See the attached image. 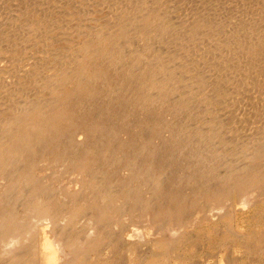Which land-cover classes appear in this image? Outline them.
<instances>
[{
    "label": "rangeland",
    "instance_id": "rangeland-1",
    "mask_svg": "<svg viewBox=\"0 0 264 264\" xmlns=\"http://www.w3.org/2000/svg\"><path fill=\"white\" fill-rule=\"evenodd\" d=\"M123 1L124 0H0V78L4 81L6 80L4 83V81H1L0 79V86L2 84L4 86L8 84L4 87V89L2 85L0 89V129L5 126V119L14 113V107H18L17 109H20L21 107L23 108V106L25 105L24 102L27 101L26 99H32V97L36 98L38 97L37 95H39V97H43V95L45 96L46 92L50 90H47V83H49L48 81H50L52 77L59 75L58 72L60 70L58 69H60L62 66H68L69 64H72V61L74 60L73 57L76 61L78 60L79 62L84 60L87 69L92 64H94V66L96 67L97 62L99 61V64L104 66L105 69L112 68L117 72L120 71L121 77L118 79L116 84H112L111 86L106 88L104 96L107 97H102L101 100L90 99V97H88L82 102L85 108L90 109L94 113L93 118L95 122H99V119L106 118V123L102 125L96 124V134H98L97 142L93 137H90L88 139L89 142H96L97 144L104 145L107 141L114 146L120 143H126L128 147V145L131 144V141H133L132 145L134 147L136 145H140L141 139H138V137H141V135L146 132L145 134L148 137L145 134L144 135L147 139L150 138L149 134H151L152 136V133L149 132L150 130L146 129L141 133V130L136 127L135 132L130 133V131L124 129L127 126L133 128L138 121L142 120L147 115L150 116L154 112L161 113L162 117H164V120L169 124L168 128L172 129V132H167L165 130L166 127H163L160 130L157 129L159 127L158 124L156 126L153 124V122L149 124L153 128V130L156 129L155 134L158 135L159 132L162 131V135H159V137H151V146L148 144L145 147H152L154 152H169V158L167 159V168L164 172L158 171L159 173L153 175V179H157V185H152V183H150L151 179L149 177H147V180L141 179L140 181H138V183H134L132 180H128L129 182L126 183V188L124 187L126 191H129L132 188L136 189V187L139 186V196H142L145 199L146 197L151 199L158 197V201H167V196H164V193L163 195H161V189L163 188L164 190L165 186L175 184L177 186L179 185L180 194L188 197L189 199H192L191 202H196V207L194 208L195 210H202L203 207L207 206L208 203V207L218 206V201L215 202L211 198L206 197L203 192L206 190V188H213L216 184L219 186L221 184V181L225 177L230 176V173H232L234 170L236 171L238 167L243 166L245 164L243 162L245 161L247 155H249V152L252 153V145H255V140L258 136H261V132H264V63L257 66L255 63L251 64L248 66V68L244 69V71L248 69L249 72L246 71L243 74L237 73V75L236 66L238 65L239 68L238 60L227 58L228 56L226 55L224 57L222 55L221 57L220 55H214V53L209 51L205 52V50L201 49L200 47L196 48V50H187V57L183 53L179 52V45L175 44L177 39L175 35L172 36V33H174V31H176L177 29L176 27H178L176 24L177 20L179 18H189L192 13L197 14V16L200 18L204 17L207 20L209 19L210 22L222 20L223 22L221 21V23L223 24H230V22L232 24V22L236 21L237 18H241V16L238 15H242V17H251L250 19L252 20L253 18V20L255 21L257 20V18L254 19L253 16L255 15V13L253 12L259 13H256L255 16L257 17L261 15L264 16L263 14H261L264 12V0ZM142 2H145L146 6H148V4L152 5V7L150 8L161 7L163 10L167 11V15H169L166 16V19L168 21L165 23L167 25V30L170 33L166 34V37H162L160 34H158L157 31H150L148 34L146 33L147 36L143 37L140 35L139 31H136L139 26H136V28L132 26L134 22L131 20H133L134 18H131L129 16L136 14L139 8L137 5H141ZM127 3H129L130 5H128ZM132 6H135V9L131 11V9L133 8ZM127 9L130 11V13H128ZM194 9L196 11H193ZM191 10L192 12H190ZM234 13L236 15L238 13V15L236 16ZM202 14L205 16H203ZM117 15L119 17L121 16L120 18H117L122 19V23L117 29H113L111 27L112 23L110 22L113 18L116 19L115 17ZM127 16L128 18H126ZM226 19L229 20V23L226 22L228 21ZM224 20L226 21L224 22ZM219 21H217L218 24ZM39 23H42L39 30L40 33L37 30L32 31L31 26L33 27L36 25L37 27V25H40ZM87 24L89 26L91 25L92 28L88 27ZM98 24H105L103 26H105V29L108 28L107 31H111L113 29L109 34V37H113V39H110V41L108 42H105V40H103V42H105L103 43V45L109 47L111 53H108L106 50L103 52H96L91 47L92 41L89 39H92L90 37L95 33L94 26H96L97 28ZM29 29H31V31ZM89 29L92 30V33L89 31ZM82 30L84 31V34ZM26 31L28 32L27 34ZM34 32L35 34H33ZM85 32H90V34L88 33L86 35ZM30 37L31 40H29ZM18 38L20 39L18 40ZM27 38L29 40L28 43H26V41H28ZM22 40H24L25 42ZM136 40L137 42H135ZM173 41L175 42L173 43ZM20 42H22L23 44H21ZM89 44H91L90 48L88 47ZM85 45L88 47V49ZM160 45H163V47H161ZM84 46L85 48L83 49ZM171 46H173V49L171 48ZM162 49L165 50L163 51ZM86 50L89 51L87 52ZM143 50H146L145 54L142 55L138 53L139 51ZM78 51L81 56L80 54L78 56ZM192 51L194 52V54L192 53ZM177 52L179 53L178 55L176 54ZM202 52L207 55L204 54L203 56ZM69 54L71 55L69 56ZM169 54L170 56H167ZM212 54L215 57H213V59H216L214 63ZM71 57L72 61L70 59ZM175 59L178 61L176 62ZM64 60L69 63L67 64L66 62H64ZM222 60H225V63L222 62ZM158 61H161L160 65L156 64ZM220 62H222L223 66L225 64L229 65V63L230 65H232L231 63H233L234 66L231 67L230 71L228 70L230 74H233L232 77L229 73L227 74V72L226 77L224 76L225 73H223L224 75L221 76V73L225 72V70L221 71V73L218 71L221 70L220 67L223 68L222 66H220L222 65ZM60 63L65 64L62 65ZM162 63L163 66L164 64L165 66H167L166 64H168L172 72V67L175 69L177 65H182L181 68H178L179 73L176 74V84L174 85V87L176 88L175 91L169 93L164 97L166 101L163 104L162 101H155L150 104L151 101L148 100V98H150L149 93L153 92V88H155L151 86V76L154 74H157L158 76H160L162 73L164 74V72L160 71L158 68L159 66H162ZM200 63L203 64L201 65ZM216 64L219 65L216 66ZM48 66L52 69H50ZM192 66H194V70L191 69ZM261 66L263 68H260ZM251 67L253 69H251ZM256 67L259 68L257 69L258 71L256 70ZM25 68L33 73L27 71ZM16 69L20 70L16 71ZM13 70L16 71V74L18 76L13 75L15 73V71ZM217 71L218 73H220L218 76L217 74H215ZM257 73L262 74L259 75ZM188 74L191 75V77H189ZM177 75L179 77H177ZM209 75H211V77ZM1 76H3V78ZM11 76L13 78H11ZM146 78H149L150 80L148 82H145ZM221 78H223V80H220ZM8 80L14 81L15 84L13 82H10L11 84L8 83ZM222 81H224L225 83ZM142 82L149 85H145L144 87L138 89V86L142 84ZM171 82H173L172 84H174V81H170V83ZM191 84L193 86H189ZM256 84H259L260 86H257ZM9 86H11L12 89L10 88L9 90ZM20 86H22V89ZM24 86L25 88L27 86L29 88L24 89ZM17 87L20 90H18ZM191 87H193L191 91H188L187 88ZM176 89L178 90L176 91ZM10 91L13 92L11 95ZM120 95H124L125 97L130 96V99H128V101L126 102L127 104L118 105L112 111L113 113L108 115H106V113L100 112L96 114V112L101 107H103V109L105 110L104 105L107 106L109 100L117 99ZM183 97H185L187 101L185 100L183 102H178V98ZM91 100L95 101L92 102ZM152 108L156 111L151 110ZM1 124H3V126H1ZM253 131H255L256 133ZM253 136H257L256 139L255 137L253 138ZM250 140L252 143H250ZM257 140H259V138ZM137 141L138 143H136ZM132 149L136 151L135 148L132 147ZM130 151V148L127 150H120L119 146H117L114 152L116 166H121L122 162L124 161L123 157ZM143 154L148 153L143 152ZM240 164L241 166H239ZM11 167L12 166L9 165L8 170L11 171ZM45 169L44 172L40 173V175L46 176L43 178V181L46 182L45 184L48 187V193L50 194L51 199L57 202H61V204L64 203L68 207L77 203L80 200L81 196L86 198L91 196L93 190H95L98 186V183L96 182H98L99 179H102V177L103 181H101L102 183L100 185L104 183L108 187L111 185L110 188L115 189L116 185L120 188H123V185H121L119 181H106V176L104 175L106 174V171L103 168L97 169L92 173L85 172L80 173L79 175L77 172L68 170L67 167L62 163L50 162L46 165ZM200 171L202 174V171H206L205 174L209 173V178L206 179L205 177H200ZM193 173L197 175L198 183L190 182L191 178H188V175H192ZM213 175L214 177H216L215 179ZM37 176L35 177V180L38 179ZM199 182H202L203 186L200 185ZM112 185H114V187ZM153 186H156V188H158L156 193L152 192ZM149 187H152L151 192H146L147 189H150ZM3 190H5V187L0 185V191L3 192H1L2 195H4ZM76 193L77 195H75ZM237 196L238 195H234V193H231L229 196L227 195V197H225L226 199L224 198L222 200V207L220 209H222L223 211V217L215 219V221H213L211 217H201L199 220H196L195 213L197 211H195L192 214V217L187 219V221L182 223L176 222L174 226L177 229L183 228L184 231L180 234L179 237L175 239L169 238V231H171V226H169L167 222L162 226V220L152 221L151 218L146 214V211L144 209H141V200L137 203L138 209H133L135 205L134 201L116 197L111 201L112 203L110 202V207L108 206V204L107 206L109 208L121 207L122 212L119 211L118 214L112 213L109 216V219L106 218L108 219L107 222H110H108L109 224L104 230V232L108 236V238H105L104 241L106 240L105 244H108L111 237L116 238L118 240L117 242L119 245V249L114 251V249L112 250L111 248H105V251L109 250V255L106 256L105 252L101 253L99 257L96 254H92L91 256H89V261L92 262L91 264H129L127 250L134 249L136 256V263L134 262V264H139L140 259L147 256L146 254L154 251L153 246H155L156 244H159L160 246L167 240H178V242L174 246H172L173 251L170 252V255L171 257H173V259H163V261H166L164 263L174 264L175 262V264H208L209 260H216L220 253H225V264H264V188L263 190H261V195L257 200H255V202L249 201L248 197H245V195L243 194L241 195L242 197H240V195L238 197ZM11 197L12 196L9 197L10 200L6 199L9 200V203L8 201L6 202L5 200H1L2 203L0 202V208L6 207V205H13L18 201L19 204L16 205L18 206V209L20 208L18 216L19 220L21 222L23 220V224H25V222L27 223L25 224L27 229H33L35 227L36 228L33 231L30 230L31 232H28L29 230H26L28 232L27 235V232L22 233V231H17L14 234L15 236H10L8 240L10 239L11 242L13 241L17 245L16 242H18L19 240V242H21L23 241L22 239H26L24 240V244H29V246H31V250H35L37 248L35 250V252L38 251L37 254L41 253V251H43V244L45 242L41 244L43 240H41L40 243L39 239L36 240L37 238L35 239L34 237L37 236L35 235L36 233L39 236V231L45 230L44 228L45 226L47 227L48 219L43 218L34 210L36 205L32 202L29 206L23 207V202H25L26 199L20 197L19 194H15L12 199ZM80 208L81 209L78 210L79 214L77 215V220H74L73 224H71V227L73 228L71 230L74 231L73 233H77L78 230L79 233L82 232L81 234H83L85 231L83 228L87 230L91 225H93L92 222L94 215L92 214V212H88L83 206H80ZM194 209L192 211H194ZM69 214L70 213H66V215L63 214V217L66 218ZM40 222H42L43 226L40 225ZM35 223L36 225H39L38 227L42 228H38ZM114 224L119 225L118 231L113 229ZM240 224L244 227H242ZM133 225H135L136 227L147 226L149 228L155 229V232L160 233L161 235L158 239L154 238L151 242H146L144 244H130L129 242L125 241L123 237L124 233L128 232L130 227ZM239 228L242 230L245 228L246 230L244 229V232L247 231L249 235L253 233L255 237L253 239L254 241L248 240L247 243L246 238H238L240 237L239 235H237L238 231L240 232ZM36 229L39 231H37ZM162 229L164 231L161 232L160 230ZM90 230L93 229L91 228ZM233 230L236 232H234ZM256 231L258 232V235H256ZM232 232L233 234H231ZM259 232L260 234H263L260 235ZM20 235L22 239H20ZM257 236L259 238H257ZM260 237L262 238V240ZM56 238H59V236L53 237V240L55 239L56 241L54 242V247L47 249L49 253H51L52 249H58L60 246H62L61 242L59 243ZM256 238L260 240L259 244H257L258 242L256 243V241H258ZM1 242L0 253L1 256H3V251H5L6 247L5 241L4 243L2 242L3 244ZM56 242L57 244H55ZM249 242H251L252 244H249ZM253 242L256 243L255 245H259L258 247H262L263 250L261 248H256V246L253 245ZM31 243H33V245ZM244 245H246V248L244 247ZM74 246L76 247L75 249H78L79 247L82 248V250L84 249L83 247H81L83 246L82 243H75ZM182 253L184 254V256ZM1 256L0 260H3L4 258L2 259ZM39 257L41 256L38 254V259L37 257L35 258L39 261L38 262L36 260L38 263L45 261L43 259H47V255L46 257L40 258V260L42 261L39 260ZM178 257L180 260L176 259ZM101 260L103 261L98 262ZM183 260L186 261L182 263ZM87 261L88 260H86V263ZM57 262L59 263V261ZM46 263L48 262L46 261L45 264ZM54 263L50 262L48 264ZM88 264H90V262Z\"/></svg>",
    "mask_w": 264,
    "mask_h": 264
},
{
    "label": "bare ground",
    "instance_id": "bare-ground-1",
    "mask_svg": "<svg viewBox=\"0 0 264 264\" xmlns=\"http://www.w3.org/2000/svg\"><path fill=\"white\" fill-rule=\"evenodd\" d=\"M128 1L129 0H127V2ZM132 3H134V2H132ZM199 3H200V1H199ZM127 4L130 5L129 3H127ZM262 4H263V2H262ZM124 6H122V7H124ZM137 6L139 8H138L136 14H134L135 16L134 15H130V16L128 15V16L131 18H134L133 20H131L134 22V24L132 26L134 28H136V26L137 27L139 26L136 29V31H139L141 36H143V37L147 36V34L150 31H157L158 34H160L162 37H166V34L170 33L167 30V25L165 23L168 21L166 19V16L169 15V14L167 15L166 10H163L161 7L157 8L155 6H154L155 8H150V7H152V5L148 4V6H146L145 2H142L141 5H137ZM120 7H118V8H120ZM134 7L131 9V11L133 9H135ZM15 11H17V10H15ZM127 11H128V13H130V11L128 9H127ZM193 11H196V10L194 9ZM190 12H192V10ZM253 13H255V15H256V13L259 14L258 12H253ZM261 14L264 15V12ZM20 15H19V17H20ZM237 15H238V13H237ZM255 15L253 16L254 19L257 18V20H255V21L253 20V18L251 20L250 19L251 17H247V16L242 17V15H238V16H241V18L240 17L237 18V20L233 21L232 24H231V22H230V24H223V23H221L222 20L221 21L217 20V21H219V24L217 23V21L210 22L209 19L207 20L204 17L200 18L195 13H192L189 18L180 19L178 16L179 19L177 20V23H176L178 27L175 26L178 30L176 29V31H174V33H172V36L175 35L177 41L176 42L173 41V43L175 42V44L179 45L178 46V49H180L179 52L183 53L184 55H186L188 53L187 50L188 51L191 49L196 50V48L200 47L201 49L205 50V52L209 51V52L214 53V55L217 54V55H220L221 57H222V55H223V57L226 55V56H228L227 58H232L233 60H238L239 61V68H238V65L235 64V65H237L236 66V68H237L236 74L237 73L243 74L246 71H248V69H246V71H244V69L248 68L249 65L255 63L257 66V65H262L264 63V16L261 15V16L257 17ZM128 16L126 18H128ZM203 16H205V15H203ZM117 17H119V16L117 15L115 17L116 19L113 18L110 22V23H112L111 27L113 29H117L122 23V19H119L121 16L119 18H117ZM16 19H17V16H16ZM228 19H226V20H228ZM226 20H224V22ZM137 22H138V24H137ZM226 22L229 23V20ZM129 23H132V22H129ZM39 24L40 25H37V27H36V25L33 27L31 26L32 31L37 30L39 32L42 23H39ZM107 24H108V22H107ZM103 25H105V24H103ZM103 25L98 24L97 28H96V26H94L95 33L90 37L92 39H89L92 41V45L89 44L88 47L90 48V45H91V47L96 52L97 51L103 52L106 50L108 53H111V51L109 50V47L103 45V43L110 41V39H113V37H109V34L113 29L111 31H107L108 28L105 29V26H103ZM21 27H23V26H21ZM88 27L92 28L91 25L90 26L88 25ZM133 27H131V28H133ZM31 29H29V30L31 31ZM129 30H131V29H129ZM89 31L91 32L92 30L89 29ZM90 32H87V33L85 32V33L87 35L88 33L90 34ZM107 32H109V33H107ZM27 33L28 32L26 31V34ZM80 33H81V30H80ZM21 34H22V32H21ZM33 34H35V32ZM83 34H84V31H83ZM11 35H13V34H11ZM80 35H82V34H80ZM80 35H78V36H80ZM132 36H133V34H132ZM19 39L20 38H18V40ZM54 39H56V38H54ZM27 40H28V38H27ZM29 40H31V37ZM29 40L26 41V43H28ZM103 40H105V42H103ZM22 41H24V40H22ZM39 42H40V40H39ZM135 42H137V40ZM20 43L23 44L22 42H20ZM16 44H18V43H16ZM29 46H31V45H29ZM85 46L83 47V49L85 48ZM88 47H87V49H88ZM161 47H163V45ZM172 47L173 46H171V48ZM172 49H171V51H172ZM175 49H176V47H175ZM75 50H77V49H75ZM162 50L164 51L165 49H162ZM145 52H146V50H143V51H139L138 53L143 55V54H145ZM192 53L194 54L193 51H192ZM77 54L79 56V54H80L79 51L77 52ZM176 54L178 55L179 53L177 52ZM195 54H197V53H195ZM204 54L205 53L202 52L203 56H204ZM70 55L71 54H69V56ZM205 55H207V54H205ZM80 56H81V54H80ZM167 56H170V54ZM220 56H218V57H220ZM38 57H40V56H38ZM213 57L214 56L212 54V59H213ZM70 59L72 61V57ZM73 59L74 60L72 61L73 62L72 64H69L68 66H62L60 69H58V70H60L58 72L59 75L52 77L50 79V81H48L49 83H47V90L48 89H50V90L46 92L45 96L43 95V97H39V95H37L38 97H36V98L32 97V99L29 97L30 99H26L28 102L27 101L24 102L25 105L23 106V108L21 107L20 109H17L18 107L17 108L14 107V109H13V110H15V111H13L14 113L11 116L8 115L9 117H7L5 119V121H6L5 126L0 129V185L5 187V190H3L5 196L2 195L3 192L0 191V202H1V200L2 201L5 200L6 202L8 201V203H9V200H10L9 197L10 196L13 197L15 194H19L20 197H23L26 199L25 202H23V207L29 206L32 202L36 205L34 210L37 213H39L43 218L48 219L47 227L45 226V228H44L45 230L39 231L36 229L37 231L40 232L39 236L35 231V233H36L35 235H37V236H35L34 238L35 239L37 238L36 240L39 239V242L41 240H43L42 243L40 242L41 244H43L45 242L43 244L44 246L42 245L43 251H41V253H38V254L42 258L46 257V255H47V257H46L47 259H43L45 261L40 260L41 257H39V260L42 262L38 263L39 262L37 260L38 259V254H37L38 251L35 252V250L37 248L35 250H31V248H30L31 246H29V244L28 245H27V243L24 244V240H26V239H22L21 235H20V239H22L23 241L19 242L20 241L19 240L18 242H16L17 245L15 244V242H13V241L11 242L10 239L8 240V238L10 236L14 235L17 231H20V232L22 231V233H24V232H27L26 230H29L28 232H31L30 230L33 231V230H35L36 227L35 228L32 227L33 229H31V228L27 229L25 226V224H27V223L25 222V224H23L24 221L22 220V222H21L19 220L18 216H19V209L20 208L18 209V206L16 205V204H19L18 201H17V203H14L13 205L9 204L10 206L6 205V207L0 208V239L3 243L5 241V247H6L5 251H3L4 249L2 250L4 252V255L2 252V255L4 257L1 256V253H0L1 258L2 259L4 258L3 260H0V264H45L46 261L48 263H50V262L54 263L55 262L54 264L58 263L57 261H59L58 264H88L89 262L91 264L92 262L89 261V256H91L92 254H96L99 257L101 253L106 252L105 248H111L112 250L114 249V251L118 250L119 245L117 242L118 240L116 238L111 237L108 244H105L106 240L104 241L105 238H108V236L106 235L104 230L108 226V224H109L108 222H110V221L107 222V220L110 218L109 216L112 213L118 214L119 211H121V209H122L121 207L109 208L110 202L112 200H114L116 197L134 201L135 205H134L133 209H138L137 203H138V201L140 202V200H141V205H142L141 209H144L146 211V214L151 218V220L152 221L162 220V226L165 225V223L167 222V224L169 226H171L170 230H172V228H176L174 226V224L176 222L182 223V222L187 221V219L192 217V214L195 211H197V209L196 210L194 209L196 207V205H195L196 202H193V201L191 202L192 199H189L188 197L180 194L179 185L177 186L175 184H170V185L165 186L164 190H163V188L161 189V191H162L161 195H163V193H164V196L166 195L168 198L167 201L166 200L158 201V197H156V196H155L156 198H152V199L147 198V197L145 199L142 196H139V194H138L139 186L136 187V189L132 188L131 190L126 191L125 188H126V183L129 182L128 180H132L134 183H138V181H140L141 179L147 180V177H149L151 179L150 183H152V185L153 184L157 185L156 184L157 179L154 180L153 175L154 174L156 175V173H159V172H164L165 169L167 168V165H168L167 159L169 158V152H162V153H161V151L160 152L159 151L154 152L152 147H148L149 149L145 147L146 145L151 144V141H150L151 137H153V136L159 137V135H162V131L159 132L158 135L155 134L156 129L153 130V128L149 124L152 122L155 126L158 124L159 127L157 129H160V130L163 127L164 128L166 127L165 130L167 132L168 131L172 132V129L168 128L169 124L164 120V117H162L161 113H159V112H154L150 116H148V115L145 116L142 120L138 121L137 124L133 128H131L129 126H127L125 129L123 128L124 130L130 131V133L135 132L136 127L141 130V133L144 132V130L149 129L150 130L149 132L152 133V136H151V134H149L150 138L147 139L146 138L147 135L145 134L146 132L143 133L141 135V137H138V139H141V144L136 145L135 147L132 145L133 141H131V144L128 145V147L130 148L131 151L129 153L125 154V156L123 157L124 161L122 162L121 166H119V167L116 166L115 156H114L115 149L117 148V146H119L120 150H127V149H129L127 147V144L126 143H120V144H117L114 146L110 142H107L106 140H105L106 143L104 145L97 144L96 142L98 139V134H96V130H97L96 124L102 125V124L106 123L105 122L106 118L99 119V122H95L94 118H93L94 113L90 109L85 108V106L82 104V102L88 97H90V99H100V100L102 99V97H107V96H104V93L106 92V88L111 86L112 84H116L118 79L121 77V73H120V71L117 72L116 70H113L112 68L105 69L104 66L99 64V61L97 62L96 67L94 66V64H92L87 69V66L84 63V60L79 62L78 60L76 61L74 57H73ZM172 60H174V59H172ZM215 60L213 61V63L215 62ZM177 61L178 60H176V62ZM64 62H66V61L64 60ZM200 62H201V60H200ZM222 62L225 63V60L224 61L222 60ZM222 62H220V63L222 64ZM10 63H12V62H10ZM66 63L68 64L69 62H66ZM60 64L64 65L65 63H60ZM156 64L160 65L161 61L160 62L158 61ZM231 64L232 65H230V63H229V65L228 64H225L224 66H223V64L220 65L223 68L220 67L221 70H218V71L221 73V71L225 70V72L221 73V76L224 75L223 73H225L224 76L226 77V72L228 74L229 71L231 70V67L234 66L233 63H231ZM166 65L167 66H165V64H164V66H163V63H162V66L158 67L160 71L164 72V74L163 73L161 74L162 76L161 75L158 76L157 74H154L151 76V81H152L151 86L155 87V88H153L155 90V92L153 90V92L149 93L150 98H148V100L151 101L150 104L155 102V101H157V102L162 101V104H163L166 101V99L164 97L166 95H168L169 93L175 91L176 87H174V85L176 84L175 83L176 74L179 73L178 68H181L182 65L181 64L179 66L177 65L175 69L172 67L173 72L170 70L169 65L168 64H166ZM217 65H219V64H216V66ZM193 67L194 66H192L191 69L194 70ZM215 68H217V67H215ZM260 68H263V67L261 66ZM50 69H52V68H50ZM56 69H54V70H56ZM208 69H210V68H208ZM212 69H213V67H212ZM251 69H253V68L251 67ZM257 69H259V68L256 67V70ZM19 70L16 69V71H19ZM211 70H209V71H211ZM13 71H15V70H13ZM16 71L13 75H17ZM27 71H30V70H27ZM184 71H182V72H184ZM218 71L215 73V74H217V76L220 74V73H218ZM240 72H242V73H240ZM31 73H33V72H31ZM262 73H257V74L261 75ZM252 74H253V71H252ZM22 75H21V77H22ZM24 75H25V73H24ZM230 75H231V77L233 76V74H230ZM209 76L211 77V75H209ZM1 77L3 78V76H1ZM14 77H16V76H14ZM25 77H27V76H25ZM177 77H179V76L177 75ZM189 77H191V75H189ZM11 78H13V77L11 76ZM149 80H150L149 78H146L145 82H148ZM220 80H223V78H221ZM1 81H4V80L1 79ZM5 81H4V83H5ZM170 81H174V84H172L173 82L170 83ZM200 81H199V83H200ZM10 82L14 83V81L8 80V83H10ZM99 82H101V83H99ZM222 82H224V81H222ZM253 82H251V83H253ZM192 84L189 86H193ZM7 85H5V86H7ZM145 85H149V84L142 82V84H140L138 86V89L141 87H144ZM194 85H196V84H194ZM1 86H0V89H1ZM5 86L3 85V89ZM257 86H260V85L258 84ZM20 87L22 89V86H20ZM10 88L12 89L11 86H9V90H10ZM17 88H16V90H17ZM26 88H29V87L27 86ZM26 88L24 86V89H26ZM192 88L193 87L187 88V89H188V91H191ZM201 89H203V88H201ZM18 90H20V89L18 88ZM156 90H158V91H156ZM177 90L178 89H176V91ZM13 91H15V90H13ZM12 93L13 92H11L10 95ZM35 93H37V92H35ZM7 95H9V94H7ZM128 99H130V96L125 97L124 95H120L117 99L109 100L107 103V106L104 105L105 110L103 109V107H101L96 112V114L98 112L106 113V115L111 114V113H113L112 111L118 105L127 104L126 102L128 101ZM185 100L187 101V99L185 97L178 98V102H180V101L183 102ZM91 101L93 102L95 100H91ZM19 103H20V101H19ZM16 109H17V111H16ZM151 110L156 111L153 108ZM3 124H4V122H3ZM3 124H1V126H3ZM253 132H255V131H253ZM90 137L95 138L96 142H89L88 139ZM254 137L256 139L257 136H253V138ZM258 138H259V140H257ZM257 139L255 140V143H254L255 145H252V151H251L252 153L249 152V155H247V153H248V151H247V153H246L247 157L245 158V161L242 160V161H244L243 163H245L243 166H241V164H240L239 166H241V167H238L236 169V171L234 170L232 173H230L229 174L230 176L225 177L221 181V184L218 183V184H220L219 186L216 184L213 188H211V187L206 188V190L203 192L204 195L208 198H211L215 202L218 201L219 203H217L218 206H215V207H208V205H209V203H208L207 206L203 207L202 210H198L195 213L196 214V216H195L196 220H199L201 217L202 218L216 217V219L223 217V214H222L223 211H222V209H220L222 207V200L225 197H227V195L229 196L231 193H234V195H238V196L240 195V197H242L241 195L243 194V195H245V197H248L249 201L255 202V200L258 199V197L261 195V190H263V188H264V132H261V136L260 137L258 136ZM131 140H134V139H131ZM253 141H254V139H253ZM136 143H138V141ZM250 143H252L251 140H250ZM84 146H86V147H84ZM132 147L135 148L136 151H134L132 149ZM143 152H147L148 154H143ZM204 159H206V158H204ZM50 162L62 163L64 166L67 167L68 170H72L73 172H77L79 175H80V173H85V172L86 173H92L97 169L103 168L106 171V174H104L106 176V181H108V182H110L111 180H113V181L115 180L117 182L119 181L120 184L123 185V188H120L117 185H116L115 189L110 188L111 185L108 187L104 183L102 185H100L102 183L101 181H103L102 180L103 177H102V179H99L98 182H96V183H98V186L95 190H93V192L91 193V196H89L88 198L81 196L80 197L81 201L79 200L77 203L70 205L68 207L64 203L61 204V202H57V201H54L53 199H51V196L48 193V187L45 184L46 182L43 181V178L46 176L44 174H43L44 176L40 175V173L44 172L46 165L49 164ZM9 165L12 166L11 171L8 170ZM229 167H231V166H229ZM46 169H45V171H46ZM202 172L204 175L200 171L199 172L200 177H202V178L205 177L206 179H208L209 173L205 174L206 171H202ZM45 174H47V173H45ZM215 175H216V173H215ZM36 176L38 178L37 180H35ZM48 176H49V174H48ZM213 177H214V175H213ZM188 178H191L190 182L198 183V177L196 174L193 173L192 175H188ZM215 178L216 177H214V179ZM96 181H97V179H96ZM146 183H147V181H146ZM199 184L203 186L202 182H199ZM99 185H100V187H99ZM112 186L114 187V185H112ZM11 187H12V189H11ZM151 188L147 189L146 192H151V190H152ZM157 189L158 188H156V186H153L152 192L156 193ZM75 195H77V193ZM12 197H11V199H12ZM6 199H9V200H6ZM225 203H226V201H225ZM107 204L109 207L107 206ZM233 204H234V202H233ZM80 206H83L88 212H92V214L94 215L93 222H92L93 225H91L87 230L82 227L85 230V231L83 230L84 231L83 234H81L82 232L79 233L78 230H77V233L76 232L73 233L74 231L71 230V229H73L71 227V224H73L74 220L75 221L77 220L76 218H77V215L79 214L78 210L81 209ZM193 209H194V211H192ZM66 213H70V214L65 218V217H63V214L66 215ZM242 215H243V213H242ZM106 218H108V219H106ZM32 223H30V224H32ZM35 225H36V223H35ZM40 225H42V222H40ZM31 226H33V225H31ZM36 226L38 227L39 225H36ZM74 227H76V226H74ZM242 227H244V226H242ZM38 228H42V227H38ZM91 228L93 230H90ZM244 229L243 230L240 229V232L237 230L238 231L237 235H239L240 237H238L237 235L236 236L238 238H241V237L246 238L247 243H248V240L254 241L253 239L255 237H254L253 233H251L249 235V233L247 231L244 232L246 230V229L245 230ZM81 231H82V229H81ZM160 231L162 232L164 230L162 229ZM28 232L26 233V235L28 234ZM158 232H159V230H158ZM234 232H236V231H234ZM263 233H264V231H263ZM231 234H233V232ZM242 234H243V236H242ZM259 234H260V232H259ZM262 234H260V235H262ZM256 235H258V232L256 233ZM14 236H12V237H14ZM57 236H59V238H56V239H57V241H59V243L61 242L62 246H60L58 249H52L51 253H49L47 251V249L54 247V242L56 240L55 239L53 240V237H57ZM261 237H263V236H261ZM227 238H230V237H227ZM257 238H259V237L257 236ZM35 239H34V241H35ZM238 240H240V239H238ZM261 240H262V238H261ZM259 241L260 240L256 241V243L258 242L257 244H259L260 243ZM177 242H178V240H175V241L174 240L173 241L167 240V241L163 242V244L160 246H159V244H156L153 247L154 251L150 252L149 254H146L147 256L140 259L139 264H166V263H164L166 261H163V259H170V260L173 259V257H171V255H170V252L173 251L172 246H174ZM261 242H263V241H261ZM12 243H14L16 246ZM75 243H82L83 246H81V247H83L84 249L82 250V248H80V247L78 249H75L76 248L74 246ZM154 243H155V241H154ZM250 243L251 242H249V244ZM256 243L253 242V245L256 246V248L262 249V247H258L259 245L258 246L255 245ZM31 244L33 245V243H31ZM55 244H57V242ZM253 245H252V247H253ZM127 246H128V244H127ZM247 246H249V245H247ZM34 247H35V245H34ZM34 247H32V248H34ZM130 247H132V246H130ZM244 247L246 248V245H244ZM174 249H175V247H174ZM254 250H256V249H254ZM183 256H184V254H183ZM36 257H37V259H35ZM137 259H139V258H137ZM176 259L180 260L179 257ZM86 260H88L89 262L87 261V263H86ZM102 261L103 260L98 261V262H102ZM185 261L183 260L182 263H184ZM104 262H105V260H104ZM48 263H46V264H48ZM135 263H136V261H135Z\"/></svg>",
    "mask_w": 264,
    "mask_h": 264
},
{
    "label": "clouds",
    "instance_id": "clouds-1",
    "mask_svg": "<svg viewBox=\"0 0 264 264\" xmlns=\"http://www.w3.org/2000/svg\"><path fill=\"white\" fill-rule=\"evenodd\" d=\"M216 217H212V220L215 221ZM113 229L118 231L119 225L114 224ZM184 231L183 228H172V230L169 232V238L175 239L180 236V234ZM161 234L156 233L155 229L149 228L147 226L145 227H136L135 225L131 226L128 232L124 233V240L129 242L130 244L136 243V244H144L146 242H151L154 238H159ZM154 247V246H153ZM235 251V250H233ZM109 250H106L105 255H109ZM127 255L129 259V264H134L136 260L135 256V250L134 249H128ZM225 253H220L219 256L216 258V260H209L208 264H225ZM175 264V262H174Z\"/></svg>",
    "mask_w": 264,
    "mask_h": 264
}]
</instances>
